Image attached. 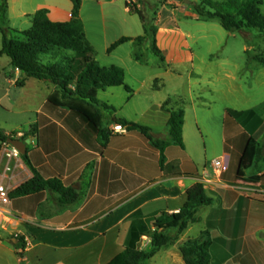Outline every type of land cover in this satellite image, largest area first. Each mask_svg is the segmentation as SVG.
<instances>
[{
    "label": "crops",
    "instance_id": "1",
    "mask_svg": "<svg viewBox=\"0 0 264 264\" xmlns=\"http://www.w3.org/2000/svg\"><path fill=\"white\" fill-rule=\"evenodd\" d=\"M41 9H48L49 18L54 22H69L73 2L6 0L0 25L27 31L33 25V15ZM125 11L121 20L107 18L104 14L101 19L98 14L93 17L95 24L101 27L96 37L106 54L102 62L99 55L98 62L103 67H122L125 82L132 92L123 86L111 87L99 91L98 99L115 109L111 115L107 114L108 118L146 127L157 140L169 138V109L184 108V147L171 144L162 157L161 151L139 130L129 128L128 134H112L103 146L101 137L85 119L62 108L44 109L57 90L55 85L27 78L13 68L7 55L0 56V107L3 108L12 90H24L31 84L45 94L42 104L26 122V128L19 125L15 127L17 130H0L5 135L31 132L25 140L30 165L24 155L19 161L9 162L5 149H0V183H5L12 192L33 177L34 168L44 179H60L65 187L84 195L81 202L65 208L59 206L58 195L48 191L12 198L10 208L15 219L7 230L0 229L3 239L0 264H109L133 242L129 236L138 224L155 230L153 219L165 213H178L186 202L187 190L199 182L213 204L202 207L196 214V222H191L176 242L163 247L147 264H186L181 247L205 231L212 240L211 264H264V98L252 106L246 82L235 76L228 77L225 91L239 92V97L222 112L214 128V112L208 99L214 92L212 81H205L203 85L202 79L197 83L189 80L173 88L168 83L159 84L161 77L171 74L172 63L174 66L190 63L191 68L194 67L195 56L188 40L191 35L176 31L177 23L158 25L156 41L165 60L157 57L162 65L152 66L136 60L134 54L138 45L135 41L107 53L122 37L146 35L143 22L142 32H131L133 16L129 8ZM80 15L87 38L95 47L87 30L84 4ZM195 18L205 21L197 15ZM123 28L128 32H119ZM2 44L3 36L0 50ZM145 48L152 50L151 43ZM257 64L254 82L257 87H264V64L259 61ZM129 73L131 82H128ZM23 79L25 85L19 87L17 81ZM169 99H176L177 105L170 101V105L163 108ZM228 109L234 111L230 116ZM115 124L110 122L108 130L112 132ZM251 138L261 144L263 150L241 178L238 177L239 163ZM219 158H224L228 164V169L222 173L212 166V161ZM8 162L13 168L6 173ZM18 162H22L23 167H19ZM20 241L26 245L24 250L18 246ZM150 243V237L143 235L136 247L146 249Z\"/></svg>",
    "mask_w": 264,
    "mask_h": 264
},
{
    "label": "trees",
    "instance_id": "2",
    "mask_svg": "<svg viewBox=\"0 0 264 264\" xmlns=\"http://www.w3.org/2000/svg\"><path fill=\"white\" fill-rule=\"evenodd\" d=\"M1 17L5 16L6 0H1ZM72 19L69 22H54L49 18V10L41 9L33 15L32 27L24 32L0 25L3 35V44L0 56L7 55L14 69H19L28 78H35L51 82L57 87L44 109L52 106L68 110L85 119L101 137L103 146L109 139L110 132L104 125L105 118L115 111L113 107L102 103L98 99V92L111 87L123 86L128 92L132 89L125 82V70L120 66L103 67L97 60V50L88 40L85 26L81 18L82 0H72ZM263 0H228L226 3L207 0L209 10L196 6V11L202 20L220 19L223 28L228 32H239L244 28L257 29L264 33V14L261 6ZM130 13L133 11L126 1ZM144 24L146 35L132 38L122 37L114 42L107 53L111 54L119 46L135 41L151 40L153 53L164 61L162 51L157 46V28L149 26L147 18L138 13ZM16 35V36H13ZM136 60L146 63L137 51ZM264 64L263 58H257ZM17 85L23 87L25 79L18 80ZM171 99L164 103L163 108L170 105ZM171 113L167 125L169 138L157 140L150 134V129L124 119L114 118L113 121L127 126L130 130H139L154 147L159 149L164 157L165 149L171 145L184 147L183 128L185 110L182 107L169 109ZM234 111L228 109L230 116ZM34 126L32 127V129ZM8 136L0 132V141L7 142ZM263 147L254 139H249L239 163L238 177H243L262 153ZM30 165L28 155L23 156ZM33 177L21 184L10 194L11 198L28 197L48 191L58 195V204L61 208L79 203L83 194L72 187H65L60 179H44L37 170L32 168ZM186 202L178 213L163 214L154 218L155 230H149L143 224L130 233V240L126 250L109 264H147L163 247L176 242L180 235L188 228L191 222H196V214L204 207L213 204L202 183H196L186 192ZM137 215V214H136ZM135 215V216H136ZM143 235L151 239L149 246L152 250L139 249L136 243ZM212 240L210 233L205 231L199 238L188 240L181 252L186 264H211L210 248ZM18 246L25 249L26 245L20 241Z\"/></svg>",
    "mask_w": 264,
    "mask_h": 264
},
{
    "label": "rangeland",
    "instance_id": "3",
    "mask_svg": "<svg viewBox=\"0 0 264 264\" xmlns=\"http://www.w3.org/2000/svg\"><path fill=\"white\" fill-rule=\"evenodd\" d=\"M37 1L41 2L44 0ZM51 1L58 3L65 2V0ZM126 1L130 4L133 11L142 13L147 18L149 26L156 27L157 31L159 24L167 26L177 23L176 31L181 30L191 35L188 40L191 51L195 56L194 69L191 68L190 63L175 66L172 63L170 65L172 67L169 69V73L171 74L167 77H161L159 84L168 83L169 87L173 88L177 87V83L184 82L187 84L189 80L194 81V83L196 81L197 83L199 79H202L200 82L203 85H205V81H212L214 92L209 96L206 94L205 98L208 96L210 100L209 104H211L212 111L214 112V128L217 127V122L219 123V120H221L222 112L228 106H232L237 97H239V92L230 94L225 91L228 77L235 76L237 80H242L243 83L246 82V89L248 96L251 98L250 104L252 106L262 102L264 87H257L254 82V76L257 71V58H263L264 56V33L257 29L249 28H244L239 32H228L223 28L218 18L207 21L197 20L195 15H199L196 11V6L209 10L207 0H189L190 3H186L185 0H82L87 30L89 36L96 44L95 48L97 50V57L100 55V62H102L106 54L103 52L101 41L96 37L101 27L99 24H95L96 18L93 16L98 14L101 19V15L104 14L107 18L112 19L115 17L121 20L126 15ZM214 1L226 3L228 0ZM261 10L264 14V0ZM138 13H130L133 16L130 20L133 25L131 32L135 34L144 30ZM90 20L93 22H90ZM119 32H128V30L123 28ZM2 36L0 34V46ZM150 39L139 41L136 50L145 58L146 63L148 62L152 66L157 63L162 65V62L152 50L145 48L151 42ZM149 69L154 70L152 68ZM131 79L132 75L129 73L128 82H131ZM197 85L195 84L194 86L197 87ZM251 86L254 88L251 89ZM44 98L45 94L32 84L24 90L21 88L12 90L9 98L2 104L3 108L0 107V130L9 131L19 125L24 126L22 127L23 129L26 128V122H28L32 112L42 104ZM171 104L177 105V100L172 99ZM4 108L7 110H4ZM110 122L114 121L106 116L104 125L107 130V125ZM16 128L15 130H17ZM108 131L110 135L113 134L110 130ZM30 134L31 132H26L25 134L15 132L6 136L25 142ZM11 146L8 142L0 141V149L11 148ZM200 146L204 148V142H201Z\"/></svg>",
    "mask_w": 264,
    "mask_h": 264
},
{
    "label": "built area",
    "instance_id": "4",
    "mask_svg": "<svg viewBox=\"0 0 264 264\" xmlns=\"http://www.w3.org/2000/svg\"><path fill=\"white\" fill-rule=\"evenodd\" d=\"M128 132H129L128 127L122 124L116 123L112 128L113 134L125 135L128 134ZM4 153L9 162L13 159L19 161L22 158V153L14 146H11V148H6L4 150ZM9 162L5 167L6 173L11 172L13 168L9 164ZM18 165L19 167H23L22 162H18ZM212 166L219 173H222L228 169V164L224 158L213 160ZM10 194H11L10 188L5 183L1 182L0 183V229L3 230H7L8 225L12 224L13 223L12 221L15 219L13 212L10 208L12 203V198ZM2 241L3 239L0 238V242Z\"/></svg>",
    "mask_w": 264,
    "mask_h": 264
},
{
    "label": "water",
    "instance_id": "5",
    "mask_svg": "<svg viewBox=\"0 0 264 264\" xmlns=\"http://www.w3.org/2000/svg\"><path fill=\"white\" fill-rule=\"evenodd\" d=\"M185 2L186 3H190L189 0H185ZM7 142L10 143L15 148H17L22 153V155H25L27 153L26 143L23 142L22 140L9 137ZM152 248H153L152 246H149L148 247V251L152 250Z\"/></svg>",
    "mask_w": 264,
    "mask_h": 264
}]
</instances>
